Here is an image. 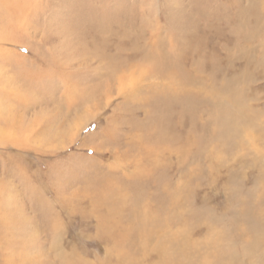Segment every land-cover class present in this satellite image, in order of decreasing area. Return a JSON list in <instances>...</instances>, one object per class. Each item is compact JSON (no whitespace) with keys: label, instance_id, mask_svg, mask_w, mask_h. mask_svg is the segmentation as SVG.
Segmentation results:
<instances>
[{"label":"rangeland","instance_id":"1","mask_svg":"<svg viewBox=\"0 0 264 264\" xmlns=\"http://www.w3.org/2000/svg\"><path fill=\"white\" fill-rule=\"evenodd\" d=\"M0 10V264H264V0Z\"/></svg>","mask_w":264,"mask_h":264},{"label":"bare ground","instance_id":"2","mask_svg":"<svg viewBox=\"0 0 264 264\" xmlns=\"http://www.w3.org/2000/svg\"><path fill=\"white\" fill-rule=\"evenodd\" d=\"M16 1V0H15ZM19 1V0H18ZM2 2H3V0H2ZM11 2V1H10ZM15 3H17V2H15ZM3 5V4H2ZM11 5V4H10ZM5 7V6H4ZM7 8V7H6ZM5 8V9H6ZM14 8V7H13ZM1 11V10H0ZM3 12V11H2ZM16 12V10L14 11V13ZM11 13V12H10ZM12 14V13H11ZM4 21H5V19H4ZM15 21V20H14ZM13 21V22H14ZM15 23V22H14ZM3 30V29H2ZM166 61V60H165ZM175 61V60H174ZM171 63H173L172 64V66H169V69H171V70H173V68H174V62H171ZM244 70V69H243ZM243 72V71H242ZM243 73H241V75H242ZM241 77V76H240ZM192 81V78L190 77L189 79H188V82L190 83ZM195 83V82H194ZM237 92V91H236ZM240 93V92H239ZM39 123V122H38ZM38 127V126H37ZM154 126H152V128H153ZM119 188V187H118ZM113 192H115V187L111 190V191H109V192H101V193H99V196H96V199H99V200H101V198H107V197H109L110 195H112L113 194ZM97 193V192H96ZM114 195V194H113ZM102 196V197H101ZM116 198V197H115ZM114 198V199H115ZM55 214V213H54ZM56 215V214H55ZM62 215V214H61ZM60 215V216H61ZM57 216V215H56ZM59 219V218H58ZM148 219V218H147ZM56 223H59V222H56L55 221V223L54 224H56ZM57 225H59V224H57ZM56 225V226H57ZM55 226V225H54ZM60 226V225H59ZM52 228V227H51ZM52 230V229H51ZM62 230V229H61ZM61 233H62V231H61ZM55 235V234H54ZM57 236V235H56ZM58 241V240H57ZM56 239L52 242L53 243V248L55 249V248H57V244H56ZM61 244V243H60ZM71 244V243H70ZM59 245V244H58ZM67 247V246H66ZM180 248V247H179ZM60 249V248H59ZM73 249V248H72ZM70 250V249H69ZM60 251V250H59ZM68 251V250H67ZM71 251V250H70ZM182 251H183V249H182ZM232 252H234V253H237L234 249L233 250H231ZM189 252V251H188ZM184 254H186V253H184ZM69 255V254H68ZM75 256L76 255H74V254H70L69 256H64L63 254H62V252H55L54 254H53V261H54V264H77V259L75 258ZM230 256H232V255H230ZM229 256V257H230ZM171 260H169V262L168 263H165V264H171V262H170ZM31 262V261H30ZM36 262V261H35ZM163 262H165V261H163ZM162 262V263H163ZM79 263V262H78ZM80 263H82V262H80ZM201 263V262H200ZM35 264H37V263H35ZM89 264V263H88ZM199 264V263H198Z\"/></svg>","mask_w":264,"mask_h":264}]
</instances>
